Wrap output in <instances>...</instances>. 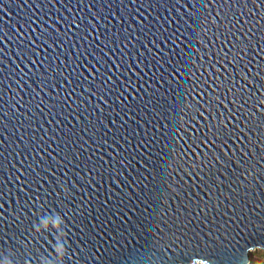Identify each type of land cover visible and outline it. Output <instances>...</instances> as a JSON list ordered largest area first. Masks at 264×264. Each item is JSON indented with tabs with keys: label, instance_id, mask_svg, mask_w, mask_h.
<instances>
[{
	"label": "water",
	"instance_id": "obj_1",
	"mask_svg": "<svg viewBox=\"0 0 264 264\" xmlns=\"http://www.w3.org/2000/svg\"><path fill=\"white\" fill-rule=\"evenodd\" d=\"M257 248L264 0H0V264Z\"/></svg>",
	"mask_w": 264,
	"mask_h": 264
},
{
	"label": "trees",
	"instance_id": "obj_2",
	"mask_svg": "<svg viewBox=\"0 0 264 264\" xmlns=\"http://www.w3.org/2000/svg\"><path fill=\"white\" fill-rule=\"evenodd\" d=\"M252 253H249V262L248 264H264V252L261 253L259 258H254Z\"/></svg>",
	"mask_w": 264,
	"mask_h": 264
},
{
	"label": "rangeland",
	"instance_id": "obj_3",
	"mask_svg": "<svg viewBox=\"0 0 264 264\" xmlns=\"http://www.w3.org/2000/svg\"><path fill=\"white\" fill-rule=\"evenodd\" d=\"M263 252H264L263 249H259V248H257V249L252 250L250 253L253 254L252 256H253L254 258H259V257L261 256V253H263Z\"/></svg>",
	"mask_w": 264,
	"mask_h": 264
},
{
	"label": "snow or ice",
	"instance_id": "obj_4",
	"mask_svg": "<svg viewBox=\"0 0 264 264\" xmlns=\"http://www.w3.org/2000/svg\"><path fill=\"white\" fill-rule=\"evenodd\" d=\"M195 254L199 256V258L203 262V264H209V261L207 259L202 258L198 253H195ZM191 257H192V255H191Z\"/></svg>",
	"mask_w": 264,
	"mask_h": 264
},
{
	"label": "clouds",
	"instance_id": "obj_5",
	"mask_svg": "<svg viewBox=\"0 0 264 264\" xmlns=\"http://www.w3.org/2000/svg\"><path fill=\"white\" fill-rule=\"evenodd\" d=\"M58 251L61 253V256H62L63 255V250L59 249Z\"/></svg>",
	"mask_w": 264,
	"mask_h": 264
}]
</instances>
